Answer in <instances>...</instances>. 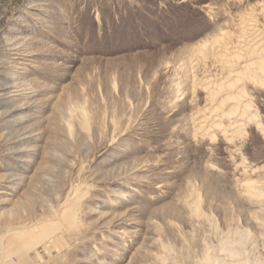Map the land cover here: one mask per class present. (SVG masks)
I'll list each match as a JSON object with an SVG mask.
<instances>
[{
    "label": "rangeland",
    "instance_id": "rangeland-1",
    "mask_svg": "<svg viewBox=\"0 0 264 264\" xmlns=\"http://www.w3.org/2000/svg\"><path fill=\"white\" fill-rule=\"evenodd\" d=\"M261 7L0 0V243L29 244L11 264H208L241 240L264 263V86L263 127L204 134L207 91L179 69Z\"/></svg>",
    "mask_w": 264,
    "mask_h": 264
},
{
    "label": "bare ground",
    "instance_id": "bare-ground-1",
    "mask_svg": "<svg viewBox=\"0 0 264 264\" xmlns=\"http://www.w3.org/2000/svg\"><path fill=\"white\" fill-rule=\"evenodd\" d=\"M257 14L264 17V7L256 14H240L237 31L220 29L216 35L200 45L198 55L191 56L180 64L179 69L186 71L194 90L207 91L209 109L213 112L210 121H195L198 132L209 134L210 127L217 126L227 134L229 128L223 124V118L227 117L230 119V128L246 133L247 123L258 120V112L253 111L254 104L250 100L252 95L248 91V83L264 86V22H260ZM257 125L258 128L263 127L259 121ZM248 186L264 199V185L248 183ZM63 216L68 223L75 224V213L67 203L63 207ZM46 235L36 238L43 240ZM246 243L241 240L236 248L224 243V253L219 256L207 254L205 260L208 264H254L249 258L251 250ZM14 248L21 255H25L29 244H16ZM8 252L9 250H5L0 253V264H6L2 259ZM258 263L264 264L263 261L255 264Z\"/></svg>",
    "mask_w": 264,
    "mask_h": 264
},
{
    "label": "crops",
    "instance_id": "crops-1",
    "mask_svg": "<svg viewBox=\"0 0 264 264\" xmlns=\"http://www.w3.org/2000/svg\"><path fill=\"white\" fill-rule=\"evenodd\" d=\"M9 248V249H7V250H9V252L8 253H6L5 254V263L6 264H11L10 262H9V257H10V254H12V252H13V248H12V245L11 246H9V244L8 245H1V243H0V253H3L4 252V250L6 249V248ZM11 247V248H10ZM15 251V250H14Z\"/></svg>",
    "mask_w": 264,
    "mask_h": 264
},
{
    "label": "built area",
    "instance_id": "built-area-1",
    "mask_svg": "<svg viewBox=\"0 0 264 264\" xmlns=\"http://www.w3.org/2000/svg\"><path fill=\"white\" fill-rule=\"evenodd\" d=\"M14 260H16V259L14 258Z\"/></svg>",
    "mask_w": 264,
    "mask_h": 264
}]
</instances>
